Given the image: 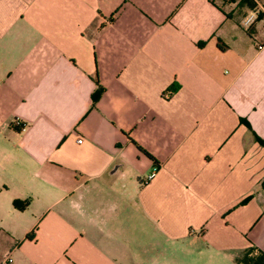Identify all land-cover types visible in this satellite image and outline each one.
Wrapping results in <instances>:
<instances>
[{"label": "crops", "instance_id": "crops-1", "mask_svg": "<svg viewBox=\"0 0 264 264\" xmlns=\"http://www.w3.org/2000/svg\"><path fill=\"white\" fill-rule=\"evenodd\" d=\"M263 6L0 0V264L264 253Z\"/></svg>", "mask_w": 264, "mask_h": 264}, {"label": "built area", "instance_id": "built-area-1", "mask_svg": "<svg viewBox=\"0 0 264 264\" xmlns=\"http://www.w3.org/2000/svg\"><path fill=\"white\" fill-rule=\"evenodd\" d=\"M255 1H257V3H261V0H255ZM261 14L264 15V6L260 10H254L249 15H247L244 19V26L247 29H250L256 23V21L260 18ZM263 48H264V42L259 43L258 49L261 50ZM79 142L81 143L83 141L80 140ZM159 170H160L159 165L154 166L152 171L143 180V184L147 185V184L151 183V181L156 178L157 174L159 173Z\"/></svg>", "mask_w": 264, "mask_h": 264}, {"label": "trees", "instance_id": "trees-1", "mask_svg": "<svg viewBox=\"0 0 264 264\" xmlns=\"http://www.w3.org/2000/svg\"><path fill=\"white\" fill-rule=\"evenodd\" d=\"M100 90L94 95V101L96 102L98 98L101 96L103 89L99 87ZM263 145L264 141L258 139ZM16 208H22L21 202L16 201L14 203ZM29 239L32 236L28 237ZM239 264H264V253L256 248H251L249 252H247L241 259H239Z\"/></svg>", "mask_w": 264, "mask_h": 264}]
</instances>
